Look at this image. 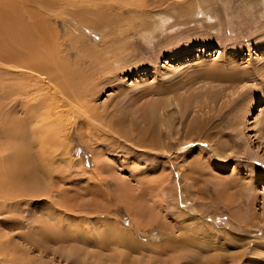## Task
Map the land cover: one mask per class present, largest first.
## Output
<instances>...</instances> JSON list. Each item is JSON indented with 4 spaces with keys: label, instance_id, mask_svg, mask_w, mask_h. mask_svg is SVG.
I'll return each instance as SVG.
<instances>
[{
    "label": "rangeland",
    "instance_id": "rangeland-1",
    "mask_svg": "<svg viewBox=\"0 0 264 264\" xmlns=\"http://www.w3.org/2000/svg\"><path fill=\"white\" fill-rule=\"evenodd\" d=\"M43 1L22 22L44 17L70 87L0 61V123L55 121L44 193L0 199V264H264V101L241 111L264 96V0Z\"/></svg>",
    "mask_w": 264,
    "mask_h": 264
},
{
    "label": "bare ground",
    "instance_id": "bare-ground-1",
    "mask_svg": "<svg viewBox=\"0 0 264 264\" xmlns=\"http://www.w3.org/2000/svg\"><path fill=\"white\" fill-rule=\"evenodd\" d=\"M24 1L25 0H0V61L4 64L7 63L15 69L32 71L35 74H39V77L45 76L44 78L47 79L51 86H56L55 88L59 90V92L63 93V90H67L66 92H68L69 84L67 83L66 78H69L64 75L62 77L59 76V72L63 70H57L60 69V67L55 62L56 57H53L55 53L54 55L53 53H49V51L51 52L53 50H50L51 47H49V43L46 44L47 39L44 40L43 37V34H45L44 31L48 30L43 26L45 25L44 22L43 24L41 23L44 21V17L39 16L42 19L40 20L37 15V9L32 10L31 8H28L29 10H27V13L30 11L29 13L32 16L29 15V13L28 15L33 17L31 18V20H33L29 25L24 24L21 18V12L23 13L25 12L24 10H26V2ZM47 1L44 0L43 3H37V7L39 8V6H45L47 7L45 9H48L49 6L51 7V4ZM72 1L75 2L76 0ZM80 1L83 2L85 0ZM87 1L94 2L95 0ZM53 2L62 3L64 1L54 0ZM47 11L48 10H46V12ZM46 12L44 11V16ZM45 36L48 37L47 35ZM187 57L188 55H186L184 58ZM5 90L6 95L8 94L9 97L14 96L17 93L14 88L9 89L7 87ZM263 97L259 96V98L257 97L258 99H253L254 101L252 100V102L246 104L243 109L241 108L243 114L248 115L254 108L256 110L257 105L264 101ZM156 105L154 106L155 109H157ZM30 107L31 106L24 108V106H22V111L25 112V118L20 119L21 117L18 118L13 113L15 112V106L12 105L10 108V115H7L4 121L0 123V138L2 139L3 144H0V199L3 201H13L14 198L17 199L19 197H34L44 193L40 179L37 178V175H39L38 177L40 178L48 174L47 164L45 163H47L48 157L50 155L51 146H53L55 143L53 130L55 121L50 119L52 111L46 110L44 112L42 110L43 108L40 107V103L36 105L32 104V107ZM59 112L61 111H58V113ZM240 124L243 123L239 121L238 126ZM255 126L257 131H259V127L261 126V121L259 118H256ZM30 139L33 142H31L32 144L29 142ZM33 145L38 146V151L34 154L32 152ZM9 208H11V206ZM51 221L52 223L47 222L42 225V228H39L42 230L41 233L43 231L48 233L46 236H44V241L46 243L51 242L52 239L58 240V238H62V231L60 230L61 227L60 229L58 227L60 226L58 223L61 221L57 220L56 218H52ZM67 223L71 222L68 221ZM55 227H58V230H55ZM181 244L182 249L187 246L184 242ZM6 245L8 244H5V246ZM5 246L4 244L2 245V243H0L1 256L7 253V246ZM101 246H103V244H101ZM16 249L18 248H14V250ZM70 255L73 256L72 253H70ZM212 260L216 262L215 258L210 257H206L204 262L207 264H215L211 262Z\"/></svg>",
    "mask_w": 264,
    "mask_h": 264
}]
</instances>
